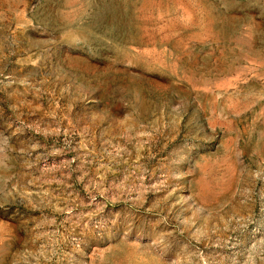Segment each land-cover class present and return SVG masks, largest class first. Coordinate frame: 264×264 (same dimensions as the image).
Masks as SVG:
<instances>
[{
  "label": "rangeland",
  "instance_id": "1",
  "mask_svg": "<svg viewBox=\"0 0 264 264\" xmlns=\"http://www.w3.org/2000/svg\"><path fill=\"white\" fill-rule=\"evenodd\" d=\"M0 264H264V0H0Z\"/></svg>",
  "mask_w": 264,
  "mask_h": 264
}]
</instances>
